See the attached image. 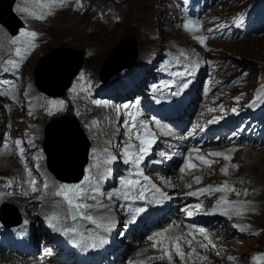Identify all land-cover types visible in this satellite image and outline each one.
Here are the masks:
<instances>
[{
    "label": "bare ground",
    "instance_id": "6f19581e",
    "mask_svg": "<svg viewBox=\"0 0 264 264\" xmlns=\"http://www.w3.org/2000/svg\"><path fill=\"white\" fill-rule=\"evenodd\" d=\"M70 1L71 3L69 2V0H67L66 4L62 7H52L50 9L43 8L41 14L47 11H51L50 15H46L44 19H42V23H44V25L42 27L41 32L43 34L47 33L45 26L50 23L49 22L50 20L52 19L54 20L55 18L54 15L56 14L59 15L61 14V12L64 11H69L70 13L74 14V9L72 7V4L75 6V8H76V4L74 0H70ZM142 1L143 0H130L131 5L135 7L136 11L139 6L145 7L143 8L144 10L142 15H147L150 12H156V10L159 7H160V11H162V2L164 6H166V3L163 0H144L146 2H142ZM153 1L159 3V6H157V8L155 7L152 8L153 4L151 2ZM1 3L6 5L7 1H2ZM31 4H32V0H17L13 5V10L24 21V25L20 29L18 35L10 36L6 32V30L0 26V58L5 60L12 59L11 56L13 55L10 52H14L16 48L25 47L23 41H20L16 44H12L10 41L18 37L20 35L21 30H28V27L32 26L35 23V21H33V19L29 17L27 13L18 11L19 8H27L30 12L39 15L40 14L39 12H36V10L31 8ZM9 8H11V6ZM76 11L78 12V14H80L77 8ZM117 11L120 13V16L116 15L112 19L106 17V15H103L104 14L103 13L98 21L101 24L99 28L103 26L105 27V25L108 26L110 20H113V22L115 23H120L123 19H122L121 11L120 10ZM84 13H88V11H85ZM3 14L5 15V13ZM114 14L117 13L110 14L109 16H113ZM180 16L181 14H177L176 19H178ZM35 20L40 21V19H35ZM70 28L73 29L75 35V37H73L71 41L79 42L77 41L79 37L76 38L77 33H75V31L77 30L75 29V24H73ZM104 31L106 30L102 29L99 34L103 35L102 32ZM178 32L177 35L179 34ZM181 35L184 38L189 39V34L182 33ZM55 37L56 36L54 35V38ZM37 38L40 40L36 39L34 41L35 47L32 48L29 54H27L26 58L23 59L26 64L32 58L35 52L40 50L41 44L40 47H38L39 43L45 40L48 41L47 37L46 39H43V36H38ZM152 48H153L152 46H149L146 49L143 48L148 52H145L141 49L138 56L139 57L144 56L145 59L148 60L150 59L154 61L152 64L154 65V63H157V59H154V57L156 56L155 52L157 51V49L154 51ZM172 50L173 52L170 55L166 54L164 57L167 58V60H169L170 62H173L174 67L176 69H181L188 64H193L197 59L196 57L193 56V53H195V51L190 49L189 47L185 50H182L180 46H175L172 47ZM151 51L153 52L151 53ZM93 52H94V48H93ZM97 54L98 52L96 53V56ZM152 54H154V57L151 58ZM15 60H20V58L16 57ZM90 67L91 70H94V66H90ZM132 67L135 68L134 66ZM133 68L127 67L123 69V71L120 74H122V76L125 77H130L136 73V70H134ZM8 70L9 69L5 67L3 72L7 73ZM14 71L15 73H18V71L16 70ZM105 84L118 85V79H115L113 82L108 81ZM23 86L24 89L26 90L24 97L30 98L28 105L34 109V112L31 113V117L34 120V123H30V127L28 129L29 130L28 136L25 141H20L16 139L11 145L5 148L4 142L1 141L2 138L0 139V163L4 162L7 167V169L2 168L0 170V173L10 174V175L0 174V177L9 178L3 181L2 186H4L7 183H13L16 181H18L17 184L19 185V190H13V191H6L5 189L0 188V199L2 198L7 199L8 197H11L12 201L9 202L17 206L21 216L23 217L24 220H26V222H23L18 227L12 228V230H7V231L3 230L0 232V264H32L33 261L35 262L40 261L39 258L28 257V254H34L36 252L37 249L36 245H38V240L40 239V237H49L51 239L50 241L52 242H57L58 238L67 239L68 237H72V239L74 240L77 239L80 241L93 242L95 241L97 235L101 233L103 226L112 224L111 221L113 220L114 221L118 220V227H123L124 225H136V226L128 232L119 233L115 235L111 239L112 250L116 252L120 258H122L125 254L129 252L138 250L141 246V242H137V241L142 240V238L146 236L150 232V230L155 229L156 226L153 225L158 223L163 218L166 212L169 213L172 212L171 211L172 205L169 201L168 196L157 186H155V188H158L160 192L164 193L167 198L160 196L158 192H155V197L152 198V196L150 195L151 191H149V189L143 191L145 197L154 200V205H156L155 208L161 207L162 211L156 212L155 214H152L149 211L145 213L143 216L133 220L132 222L125 224V220L122 214L125 213L130 208L131 205L135 203H139L142 199L120 200L116 195H111L113 194V191L106 193V190L104 188L107 185L111 184L112 187H116V190H120L121 192L128 191V189H125L123 187L122 181L127 179H132L135 181L138 180L139 178H141V183H144L148 187H152V185H154V182H152L149 178L147 179V181L144 179V177H146L145 176L146 172H149L150 168L159 171L160 173V176L158 178L159 182H169V183L174 182L176 175L175 173L176 168L173 165V162L164 163L163 158H161V161L163 162L159 167H154L153 165H149L150 168H147L146 164L148 160L154 159V156L158 154V151L161 148L165 147L164 144L166 143V140H170L168 136V131L174 129L177 130L182 129L184 126V121H182L180 117H176L169 121V125L155 126L152 125L154 123L149 114L143 113L137 115L135 118H129V117H125L124 115H118V110L114 109L113 107L114 103L106 104L102 102L100 97H94L93 102H99L98 104L96 103L98 107H94L86 99L87 96L82 94L79 85L76 86L73 93L68 95L66 99H61L60 101L63 102V105L61 107L66 108L70 111L68 115L66 114V116H71L75 118L74 112L79 113L82 117V120L84 121L85 128L88 130V132H90V135H92L93 137L91 140L90 136H88V133H86L87 137L89 138V140H91V142L87 139L90 143V148L88 154V162L85 166V175L83 180L76 184H60V185H69V186L80 185V189H79L80 198L78 202L89 205L87 209L83 210V214L94 217L95 222L82 219L81 217H78V219L74 222H69L66 219V217H64L63 214L60 212L61 208L67 205L63 196L56 195V193L60 191V185L58 188V184L56 180L46 170L44 166L42 155L38 154V152H40L39 147L42 139V129L44 126L43 122L47 119V114L45 112L47 100L42 94L37 92V89L34 86V84L27 81L25 76L23 78ZM104 88L105 85L101 86V88L95 92V95L96 94L99 95L100 93H104V95H110V93L106 92ZM18 93L19 90L16 87H14L11 88V91L7 94V96L10 99L11 98L15 99L16 97H18ZM113 101L116 102L117 100H113ZM4 106H6L4 101L0 99V107H4ZM66 116L63 115V117ZM77 118L79 117L77 116ZM122 120L128 121L131 125H135L134 131L129 135V139H131L133 142V148L128 151V153H134V156L131 157V160H129L128 162H125L126 160H128V157H126L124 153V149H125L123 146L124 140L117 137L113 132V129ZM144 121L148 123H144ZM2 124H3L2 115L0 113V127L2 126ZM126 125L127 124H124L123 127ZM80 127L83 128L82 126ZM144 129H148L149 131H151V134L153 136L148 139L141 138L145 141H150V143L146 144V146L148 147V151L145 153H140L139 152V148L141 146L140 140L136 139L135 133L143 132ZM9 131H11L13 134L17 132L12 128ZM63 136L64 135H61L60 140H62ZM2 137L4 136L2 135ZM17 141L21 142L19 147L17 146L16 143ZM29 141H31V143H29ZM59 142L60 141H57V143ZM68 144L70 145V143L68 142V137L66 136L65 141L63 143L64 145L63 153H69L71 151V146L69 148ZM20 148H23L24 150L22 154L20 153L19 150ZM214 149L215 147L213 146L209 150L202 149L201 151L202 153L205 154L206 158L208 159L212 157L209 156V153H211L210 151ZM247 152L255 154L254 157L251 159L250 164L255 165L256 163H260L263 160L261 155L264 154V149L260 151L254 149H247L246 153ZM140 157L142 158L139 160V163L137 164L135 161L137 158ZM150 157L153 158L150 159ZM62 159L66 160L63 157V154H62ZM161 161L157 160L156 163L159 164ZM1 164L3 165V163ZM11 165L15 166V169H13L12 171H10L9 169L8 171V167H10ZM219 168H220V164L218 162H214L212 164L211 171L214 173V179H217L219 176H222V173ZM68 169L69 166L65 161H63L61 163H58L55 171L59 175V172L61 171L67 172L66 170ZM242 169H244V165ZM120 170L121 172H119ZM118 172L120 174L116 175V173ZM194 172L195 171H189L187 174V178L181 181L183 188L186 185H198L197 182L191 180L190 178V176H192ZM248 172H249V176L253 174L252 169H249ZM139 173H142V175H139ZM114 175L116 176L114 177ZM235 175L236 176L241 175V167L235 172ZM118 176H125L124 179L120 180L119 184H117ZM151 177L155 179L154 176ZM245 178H248V176H246ZM32 181H35V183L33 184ZM174 185L177 186L178 183H174ZM237 186L238 187L241 186V182H238ZM33 188L35 189L34 191L32 190ZM139 191L142 190L139 189L137 185L136 186L137 195L139 194ZM24 193H27V195H25ZM259 195L260 193L255 191L249 197L259 199ZM119 204H120V208L122 206L121 209L120 208L118 209ZM53 214L59 217L58 222L51 221L49 219ZM38 224H44L45 227L40 226V228L37 230V236L34 238L35 245L32 248L31 247L17 248L16 242L14 241V237L16 233L15 230L19 229L25 233H28L34 227H37ZM52 225H55V227H53ZM64 229H73L74 231H69L65 233ZM57 231H63V234L59 235L57 234ZM90 235H92V237H90ZM130 239H134L133 241L136 243H134L133 246L135 245L136 248L132 249V247H130L129 244ZM150 241L151 240L146 242V245H148ZM134 255L135 254H133L132 256ZM217 261L220 264V260L217 259ZM153 263L159 264L157 260L156 261L153 260Z\"/></svg>",
    "mask_w": 264,
    "mask_h": 264
},
{
    "label": "rangeland",
    "instance_id": "374dc122",
    "mask_svg": "<svg viewBox=\"0 0 264 264\" xmlns=\"http://www.w3.org/2000/svg\"><path fill=\"white\" fill-rule=\"evenodd\" d=\"M2 1H6V0L0 1V12H2V14H3V11H5V4L1 3ZM74 1L76 4V8L80 12V14H78L75 6L72 4V7L74 9V14L70 13L69 11H64V12H61V14H59V15H57V14L54 15L55 16L54 20L53 19L50 20L49 21L50 23L45 26L46 31H47V33H45V34H43L41 32L42 27L44 25V23H42V20L36 21L32 16L28 15L29 17H31L33 19V21H35V23L32 26L28 27V31L36 32L38 34L37 37L43 36V39H46V37H47L48 41L45 40L46 42L45 41L40 42L39 46H38V47H40V44H41L40 50L35 52V54L28 61L27 64L24 63L21 66H19V76H23V78L25 76L26 80L29 81L30 83H32V80H34L35 68H36L37 63L39 61V58L42 54H44V53H46V52H48L54 48H58V47H69L72 49H76L79 51V53L82 54V57H84V58H82V65H81L82 68L78 72L79 75L77 74L76 77H74V79H73L74 82H73L72 86H70L71 87L70 89H72V91L69 92L68 95L73 93L76 86L79 85L80 89L82 91V94L87 96L86 97L87 100L94 107H98V105L93 102L94 98L93 99L90 98V91L91 90L94 92V93H92V95H95V92L97 90H99L101 88V86H103V85H105L104 90L106 92H108V90H107L108 88H117V86H118V85H111V84H105V83L108 81L113 82L115 79H119L122 76V74H120V73L123 70L119 74L113 75L110 79H108L105 82H101V83L97 82L95 79H93V77L96 76L99 79L101 70L104 66V62H105L106 58L109 56L108 54L115 48V46L120 42V40L124 36L132 37L135 40V47L138 48V50L142 49L145 52H148V51L144 50L143 48L146 49L147 47L152 46L153 47L152 49L154 50L155 47L158 44H160L161 39H162V41H165V43L170 44V45H165L163 43L162 47L157 49V51L155 52L156 56L154 57V59H158L160 55L163 57L166 54L170 55L173 52L172 47L176 46V45L172 46V44H174L176 42L177 38L182 37L179 35L180 33L178 32V30H176L172 26V24L170 22H168L170 12H168L167 5L164 6L163 2H162V11H160V7H159L156 10V12H150L147 15H142L143 10H144L143 8H145V7L139 6L137 11H136L135 7H133L131 5L130 0H96V1L79 0V4H77L76 0H74ZM69 2L71 3L70 0H69ZM142 2H146V1L143 0ZM164 2L166 3V1H164ZM151 3L153 4L152 8H154V7L157 8V6H159V3H157L156 1H153ZM103 5L105 8L103 7ZM168 6L170 9L173 8L170 3L168 4ZM31 8L36 10V12H39L40 14L43 11V8L39 7L35 3L34 0H32ZM117 10L121 11V15H122L123 20L120 23H115V22H113V20H110L108 26L105 25V27L103 26V27L99 28L101 26V24L98 21H99L100 17L102 16V14L104 13L103 15H106V17H108L109 19H112L116 15L120 16V13ZM85 11H88V13H84ZM81 12H82V14H81ZM89 12H91V13H89ZM113 13H117V14H114L113 16H109L110 14H113ZM92 20H94V21H92ZM73 24H75V29L77 31H75V30L74 31H75V33H77L76 38L79 37L77 39V41H79V42H72L71 41L73 39V37H75L73 29L70 28ZM157 24H159V26H157ZM94 27H96V28H94ZM102 29H105L106 31L102 32L103 35H100L99 33ZM49 30H50V32H49ZM63 31H65V32H63ZM52 32H53V34H52ZM69 32H70V34H69ZM177 32L179 33L178 35H177ZM80 33H83V34H80ZM54 35L56 36L55 37L56 39L54 38ZM176 36H179V37H176ZM36 39H38V38H36ZM43 39H41V40H43ZM190 39H191V37L188 40L190 42H192V39L191 40ZM38 40H40V39H38ZM214 44L218 48L223 47L225 54L227 56L233 57L239 65L248 66V68H250V70H251L250 78L252 76L253 79H256L258 72L260 70L264 71V36H262L261 38H256V39H246V40H242L239 42H217ZM93 48H94V52H96V53L98 52L97 56H96V53L93 52ZM165 48H166V51L163 52V54H162V50ZM213 50L214 49L210 48V47H207V49L199 48L200 54L204 55L205 60L209 58V56L211 55ZM152 52L153 51H151V53ZM90 66H94V70H91ZM131 68H133V67H131ZM129 70H131V69H129ZM81 73L84 74L83 79L80 78ZM253 82H254V80H253ZM248 84L250 85V79H249ZM248 84H247V86H248ZM24 94H25V91H24ZM67 96L63 99H66ZM51 98L49 97V102L50 101H56L58 99V97L55 99H51ZM47 99H48V96H47ZM22 100L25 102V100L23 98H22ZM92 103L96 104V105H93ZM59 106L60 105L49 104V106L46 107L45 112H46V114H48L47 115L48 118L43 122L44 126H45V124H48L54 118L63 117V115L66 116V114L68 115V113L70 112L68 109H66L63 112L54 111L55 108H57ZM197 106L198 105L195 102L194 110H197ZM12 109H13V107L10 104H7L3 108V110L0 107V113L2 115V122H3L2 126L0 127V139L1 138L3 139L2 135L3 136H9V137H12L14 135V137L17 139L20 136L19 130H21L23 127L28 129L27 124L23 123L21 121L20 113L18 111L11 112ZM28 109L30 110V107H28ZM49 111H51V114H49ZM14 113H16V114H14ZM74 115H77L79 117L78 118L79 119L78 124H79V121L81 120L80 121L81 125L79 124V126H82L83 128H81V129L83 130L85 128V125H84V121L82 120L81 115H79L76 112H74ZM66 118H68L69 120L73 119V117H71V116H66ZM19 127H21V129H19ZM11 128L17 132L15 134H13L11 131H9V130H11ZM83 131H85L84 136L86 137V139L89 140V138L87 137V134H86V133H88V136H90V139L92 140L93 137H92V135H90V132H88V130L86 128ZM42 140H43V138H42ZM91 140H89V141L91 142ZM254 155H255L254 153H251L248 156L244 152L240 156H237V160L239 163L242 162L244 165V169H242L243 165L241 167L242 181L254 183L258 188V190H257L258 193H260L259 200L261 201V205H262V207L260 209L261 213L254 216L253 221L256 224V227L257 228H260V227L263 228V231H262V234L260 236H258L257 238H249V239L245 240L242 244H239V245L235 244V247L237 248L236 251L240 252L243 255L246 254L251 249H253V250L259 249V251L257 253L259 255H261L260 250H264V154L261 155L263 160L260 163H256L255 165L250 164L251 159L254 157ZM152 158L153 157H150V159H152ZM149 161L150 160H148V162ZM148 162H147V164H148ZM1 163H3V165ZM1 163H0L1 164L0 170L2 168L7 169L5 163L4 162H1ZM147 164H146V166H147ZM9 169H10V171H12L13 169H15V166L11 165L10 167H8V171H9ZM249 169L253 170V174L250 176H249V172H248ZM48 172L53 176V178H55L57 184L63 183L62 181L58 180L50 171H48ZM119 172H121V170ZM0 174L1 175H10L9 173H0ZM115 176L116 175H114V177ZM246 176H248V178H245ZM7 179H9V178L0 177V188L1 189L3 188L6 191L19 190V185L17 184L18 181L13 182V183H7L4 186H2L3 181L7 180ZM68 183H72V182H68ZM106 187L104 188L105 190H106ZM118 199L125 200V199H123L122 196L119 197ZM127 200H130V199H127ZM66 207H68V205ZM153 207H156V205H154ZM62 208H61L60 212L63 214L64 217H66L64 212L62 211ZM119 208H120V204L118 206V209ZM121 208H122V206H121ZM23 222H26V221H23ZM40 238H43V237H40ZM133 240L134 239L129 240V244H130V247H132V249L136 248L135 245L133 246V244L136 243ZM26 241H30V238H27ZM131 244H132V246H131ZM218 259L220 260V264L224 263L222 258H218ZM217 264H219V263H217Z\"/></svg>",
    "mask_w": 264,
    "mask_h": 264
},
{
    "label": "water",
    "instance_id": "95a60500",
    "mask_svg": "<svg viewBox=\"0 0 264 264\" xmlns=\"http://www.w3.org/2000/svg\"><path fill=\"white\" fill-rule=\"evenodd\" d=\"M14 0H7L5 11L7 15L0 12V22L3 23L11 34H15L22 21L10 13L9 8ZM2 7V6H1ZM20 20V21H19ZM133 52V54H131ZM131 54V55H130ZM82 54L78 50L69 47L54 48L39 58L34 73V82L40 91L49 96L57 97L64 94L69 87L72 79L78 73L82 65ZM136 59L135 40L132 37L124 36L115 48L110 52L104 62L100 77L107 80L112 74L118 72L127 65H133ZM112 68V69H111ZM109 70V71H107ZM113 70V71H112ZM106 71V72H105ZM46 139L44 149L47 154L49 167L59 180L76 181L81 177L83 166L87 161L88 141L75 118L69 121L66 117H57L52 119L46 128ZM63 133V134H62ZM62 139L68 137V147L71 146L69 153H63ZM71 140V141H70ZM57 141H60L57 143ZM62 150V151H61ZM66 159H59L57 162L65 161L69 169L56 173L55 157L62 156ZM8 206V207H7ZM10 205H5L1 210L0 218L7 226L17 225L20 218L8 216L7 210Z\"/></svg>",
    "mask_w": 264,
    "mask_h": 264
},
{
    "label": "snow or ice",
    "instance_id": "6c2138e0",
    "mask_svg": "<svg viewBox=\"0 0 264 264\" xmlns=\"http://www.w3.org/2000/svg\"><path fill=\"white\" fill-rule=\"evenodd\" d=\"M66 2H67V0H35V3L39 7L45 8V9H50L52 7H62V6H64L66 4ZM76 2H77V4H79V0H76ZM18 11L27 13L29 16H32L33 18L40 19V20L44 19V17L46 15H50L51 14V11H47V12H44L42 14L37 15V14H35L33 12H30L27 8H19ZM184 28L186 30H192L193 28H195V30H199L198 29V25H194V22L191 21V20L187 21L184 24ZM37 35L38 34L36 32H34V31L21 30L20 35L18 37H16L15 39L10 41L12 44H16V43H18L20 41L24 42V44H25L24 48H16L14 50L15 56L19 57L20 61L25 59L27 54H29L30 50L35 47L34 41L36 40ZM194 39L198 40L199 43H201L203 45L205 40L207 39V37H205V36H197V37H194ZM5 64L11 65L15 69H19V66H20V63L17 60H14V59L6 60ZM83 76H84V74L81 73L80 74V78L83 79ZM0 83L8 84L9 82L8 81H3V82H0ZM11 86L15 87L14 84L11 85ZM184 87H187V84H185ZM237 99H239V98H237ZM94 103L98 104L99 102H94ZM49 104L62 106L63 102L62 101H50ZM125 107H128V106L126 105ZM233 111L235 112L236 109H233ZM49 114H51V111H49ZM210 122H214V121H210ZM134 127H135V125H132V128H134ZM132 128L129 129L130 132L132 131ZM189 135H192V133H189ZM136 139L140 140V145L141 146L139 148V152L140 153L147 152L148 151V147L146 146V144H149L150 141H145V140L141 139L139 134H137ZM16 143H17V146L19 147L21 142L17 141ZM29 143H31V141H29ZM6 147H7V145H5V148ZM132 147L133 146L131 144H129L124 149L125 156L128 157V160H126L125 162H128L129 160H131V157L129 156L128 150L130 148H132ZM19 150H20L21 154L24 151L23 148H20ZM209 156H215V157L223 156V158L225 160H229L230 159V156L224 155L223 153H209ZM141 158L142 157L137 158L135 162L138 164L139 160ZM21 159H22V156H21ZM189 159L190 158H188V157L185 158L186 164H185L184 168H181V172L182 173L185 172L186 168L199 167V165H197V164H194V163L189 164V163H187V161ZM199 159H200L202 164H205V165H208V166H210L211 163L215 162V161H210V160H208V159H206L204 157H199ZM233 167H238V166L237 165H233ZM221 172H222V174L227 175L228 174L227 167L221 169ZM139 175H142V173H139ZM86 179H87V177H86ZM144 179L147 181L148 178L144 177ZM194 181L198 183L200 181V178L199 177H194ZM32 183L34 184L35 181H32ZM139 183L140 182L138 180L134 181L132 179H127V180L122 181L123 187L125 189H128V191H123L122 193H120V195L123 197V199H125V200H127V199H144L145 197H144V192L143 191H139L138 195L136 194V186L139 185ZM169 186H171L170 183H169ZM188 187H191V185H188ZM152 188L155 190V192H158L160 194V196L167 198L164 193L160 192V190L158 188H155V185H152ZM79 189H80V185H72V186L60 185V191H58L56 193V195L57 196H63L65 202L67 203V205H68L67 215H68L69 218L75 220L79 216L82 219L95 222V218L94 217H92L90 215H84L83 214V210L87 209L89 207V205L78 202L79 198H80ZM32 190L34 191L35 189L33 188ZM227 191L234 192L235 189L231 188L227 183H225L224 185H222L220 187L208 186L207 188L198 190V192L200 194H205V193H209L210 194L212 192H227ZM24 194L27 195V193H24ZM196 194L197 193H194V192L186 193V195H189V196L196 195ZM236 194L240 195V193H236ZM111 195H116V193H113ZM244 195H247V191L246 190L244 192ZM221 204L229 205L232 208H234L236 215H240L241 214L239 209H238V207L233 205L232 202L227 201L224 198H221V200H219L217 202V205H221ZM196 207H197V209H199L200 205H197ZM215 210H216V206H214L212 212H209V213H206V214H215ZM141 211H143V209H137L136 212L133 214L132 219L134 220L135 219V215H138L139 212H141ZM186 214L188 216L193 215L192 212H186ZM221 214L223 215L224 213L221 212ZM229 218H231V217H229ZM49 219L51 221H57V222L59 221V217L56 216L55 214H53ZM129 222H132V221H129ZM111 223L114 224V220L111 221ZM52 226L55 227V225H52ZM233 227H239V226L238 225H233ZM172 228H173V226L170 225L169 228L164 229L161 232L153 233V235L148 237V239L151 240V241H154L152 247L154 249H158V250L163 251L164 255L167 256L170 261L172 259V253L173 252L175 253V255L179 256L181 258V260H183L184 257H185V253L183 252L182 247H181V245L178 242L181 241V240H184V243L188 244L189 247H191L192 246V241L185 239L183 234L175 235V236H166L165 234L170 232L172 230ZM69 231H74V230L73 229H64L65 233H67ZM197 231L199 233L203 234L205 230L203 228H199V229H197ZM187 235H193V234L191 232H189ZM204 239L207 240L208 237L205 235ZM166 243H167L168 247H164V245ZM197 243L199 244V246L201 248H207L208 247V245L200 243L199 241H197ZM209 243H210V241H209ZM92 246H95V245L93 244ZM158 246H159V248H158ZM213 247H214V245H213ZM195 251H196L195 248H192V251L187 253V256L191 257L192 254L195 253ZM158 258L159 259H163L164 256H161V257H158ZM201 259H206V257H201ZM230 259H234V258H230Z\"/></svg>",
    "mask_w": 264,
    "mask_h": 264
},
{
    "label": "trees",
    "instance_id": "16d2710c",
    "mask_svg": "<svg viewBox=\"0 0 264 264\" xmlns=\"http://www.w3.org/2000/svg\"><path fill=\"white\" fill-rule=\"evenodd\" d=\"M5 14L7 15L6 12H5ZM131 54H133V52H131ZM131 54H130V55H131ZM111 69H112V68H111ZM107 71H109V70H107ZM112 71H113V70H112ZM64 141H65V139H62V140H61L62 143H64ZM61 151H62V150H61ZM59 159L61 160V159H62V156H61V157H60V156H58V157L56 156V157H55L56 163H58L57 161H58ZM56 166H57V164H56Z\"/></svg>",
    "mask_w": 264,
    "mask_h": 264
}]
</instances>
